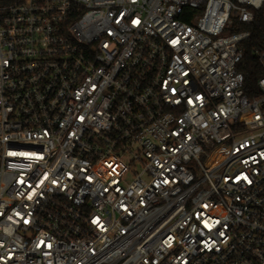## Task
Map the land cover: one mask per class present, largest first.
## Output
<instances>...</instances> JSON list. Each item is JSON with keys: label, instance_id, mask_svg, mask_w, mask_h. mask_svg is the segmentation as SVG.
<instances>
[{"label": "built area", "instance_id": "built-area-1", "mask_svg": "<svg viewBox=\"0 0 264 264\" xmlns=\"http://www.w3.org/2000/svg\"><path fill=\"white\" fill-rule=\"evenodd\" d=\"M263 2H0V264H264Z\"/></svg>", "mask_w": 264, "mask_h": 264}, {"label": "trees", "instance_id": "trees-1", "mask_svg": "<svg viewBox=\"0 0 264 264\" xmlns=\"http://www.w3.org/2000/svg\"><path fill=\"white\" fill-rule=\"evenodd\" d=\"M13 0H0L8 3ZM238 30L249 31L248 38L241 44L242 58L237 65V71L243 75V93L253 100L260 95L258 80L264 75L257 60V52L264 46V2L256 11L255 20L250 25H240Z\"/></svg>", "mask_w": 264, "mask_h": 264}]
</instances>
